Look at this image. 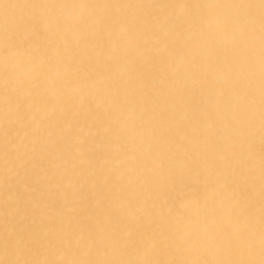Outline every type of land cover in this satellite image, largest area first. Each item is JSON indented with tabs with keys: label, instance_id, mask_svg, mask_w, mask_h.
I'll return each mask as SVG.
<instances>
[{
	"label": "bare ground",
	"instance_id": "bare-ground-1",
	"mask_svg": "<svg viewBox=\"0 0 264 264\" xmlns=\"http://www.w3.org/2000/svg\"><path fill=\"white\" fill-rule=\"evenodd\" d=\"M0 264H264V0H0Z\"/></svg>",
	"mask_w": 264,
	"mask_h": 264
}]
</instances>
